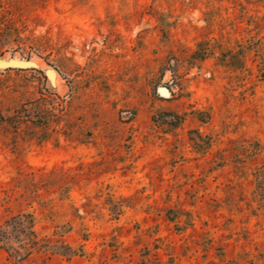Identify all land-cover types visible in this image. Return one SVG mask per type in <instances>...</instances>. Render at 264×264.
<instances>
[{
	"label": "rangeland",
	"instance_id": "rangeland-1",
	"mask_svg": "<svg viewBox=\"0 0 264 264\" xmlns=\"http://www.w3.org/2000/svg\"><path fill=\"white\" fill-rule=\"evenodd\" d=\"M0 2V264H264V0Z\"/></svg>",
	"mask_w": 264,
	"mask_h": 264
},
{
	"label": "trees",
	"instance_id": "trees-1",
	"mask_svg": "<svg viewBox=\"0 0 264 264\" xmlns=\"http://www.w3.org/2000/svg\"><path fill=\"white\" fill-rule=\"evenodd\" d=\"M28 1L30 0H23V2H28ZM1 10H2V3L0 2V38L3 39L2 47L0 48V55L7 51L19 52L21 53V55H24L27 58L31 57L32 55H36L39 58L43 59L47 64L54 67L58 72H60L58 66H56V64H54L49 59V55H42V52H40L33 43L27 45L26 52L20 47V40L22 39L20 38L19 35L20 34L19 29L13 23V21L7 20L5 23H1L4 22L7 18L5 15H3ZM1 18H3L2 21ZM9 41H11L12 43L16 42L13 43L15 44V46L12 48L7 46ZM211 51H212L211 48L206 49L204 51L205 53H202L201 57L204 58V55L209 52L211 53ZM30 70L33 73H36L38 75L37 77L40 78V80L42 81L38 91L39 95L36 98L32 99V101H29L32 102L30 103L31 104L30 106H26L24 103H21V105L18 108H15L13 110V114L7 116V119L5 120H4L5 115L2 113V110L0 109V120L7 121L9 118V120L13 121L14 124H19V123L28 124L29 122H31L32 124H36V125L38 124L37 126L43 130L46 129L48 130L51 122L50 119H52V117L54 116V112L61 115L66 114L65 102L67 97L65 95H60L59 93L50 91L46 88L44 84L45 75L42 73L41 70L39 69H30ZM8 71L20 72V71H28V70L6 69L0 72V75ZM57 100L59 101V103H57L56 106L55 103ZM21 215L29 217V219L26 221L28 223L27 227L30 228L29 229L30 234L35 235L34 230L32 229L33 219L31 217V214L26 213Z\"/></svg>",
	"mask_w": 264,
	"mask_h": 264
},
{
	"label": "water",
	"instance_id": "water-1",
	"mask_svg": "<svg viewBox=\"0 0 264 264\" xmlns=\"http://www.w3.org/2000/svg\"><path fill=\"white\" fill-rule=\"evenodd\" d=\"M6 52H4L3 54H1L0 55V57H2L4 54H5ZM29 58H31V57H29ZM29 58H27V59H29ZM2 63H4L3 61H1V59H0V64H2ZM47 64V63H46ZM48 66H51V65H49V64H47ZM52 67V66H51ZM54 68V67H53ZM6 69H12V68H9V66L8 67H6L4 70H6ZM51 69V71H53L52 70V68H50ZM55 69V68H54ZM56 70V69H55ZM0 71H3V70H0Z\"/></svg>",
	"mask_w": 264,
	"mask_h": 264
},
{
	"label": "bare ground",
	"instance_id": "bare-ground-1",
	"mask_svg": "<svg viewBox=\"0 0 264 264\" xmlns=\"http://www.w3.org/2000/svg\"><path fill=\"white\" fill-rule=\"evenodd\" d=\"M48 79H49V82L52 81V79H53V73H52V72H49V77H48Z\"/></svg>",
	"mask_w": 264,
	"mask_h": 264
}]
</instances>
